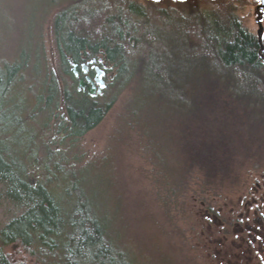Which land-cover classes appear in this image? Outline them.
Instances as JSON below:
<instances>
[{
  "label": "rangeland",
  "instance_id": "obj_1",
  "mask_svg": "<svg viewBox=\"0 0 264 264\" xmlns=\"http://www.w3.org/2000/svg\"><path fill=\"white\" fill-rule=\"evenodd\" d=\"M59 1L0 0V54L9 55L17 45L27 50L42 30L54 64L51 20L58 7L68 4L53 8ZM155 1L166 8L176 5L149 25L155 37L149 53L164 50L172 70L178 66L172 59H186L175 54L184 46L174 28L175 9H191L194 0ZM249 23L257 28L254 16ZM149 53L133 57L127 72H119L102 93L113 74L104 62L105 84L96 99H109L119 85L126 86L80 139H61L53 123L46 139H37L29 177L35 181L42 174L38 165L47 150L64 149L75 170V189L140 264H264L256 250L243 252L231 240L237 229L232 223L252 186L264 181V98L214 88L189 91L190 75L183 66L163 85L147 70L130 79L135 58H150ZM18 209L0 188V227ZM5 251L18 264H38L19 244Z\"/></svg>",
  "mask_w": 264,
  "mask_h": 264
},
{
  "label": "trees",
  "instance_id": "obj_2",
  "mask_svg": "<svg viewBox=\"0 0 264 264\" xmlns=\"http://www.w3.org/2000/svg\"><path fill=\"white\" fill-rule=\"evenodd\" d=\"M258 2L194 0L191 9L177 7L174 28L184 46L175 54L186 59H172V65L178 64L172 70L164 50L149 53L155 41L149 25L162 21L176 5L166 8L155 0H61L53 8L68 4L58 7L51 20L54 64L42 30L27 50L17 45L9 55L0 54V188L19 205L0 227V264H18L5 251L13 243L38 264H140L75 189V170L64 149L47 150L38 165L42 174L35 181L29 177L37 139H46L55 122L61 139H80L124 89L119 85L112 97L98 100L78 87L72 62L91 58L111 64L113 74L102 93L119 72H127L133 57L149 53L150 58H135L130 79L147 70L163 85L176 79L172 72L183 66L190 75L189 91L214 88L264 98V32L261 51L249 23ZM260 18L264 23V10Z\"/></svg>",
  "mask_w": 264,
  "mask_h": 264
},
{
  "label": "flooded vegetation",
  "instance_id": "obj_3",
  "mask_svg": "<svg viewBox=\"0 0 264 264\" xmlns=\"http://www.w3.org/2000/svg\"><path fill=\"white\" fill-rule=\"evenodd\" d=\"M83 62L87 64V67L84 70L82 69ZM74 63H76L77 69V73H74L77 79V84L79 82L80 77H83L84 80L86 79V74H88L90 77L94 76V65H98L104 70L102 74V77L104 78V64L97 62L96 59L92 61L90 59H86L85 61ZM90 84L91 82L87 80L86 83L82 84L80 87H85L86 89H88V86ZM96 92L99 91L95 90V92L92 94H95ZM252 187L253 189H251V192L247 197L249 198V200L247 199L244 204L245 208L243 209V212H241L235 218L236 221L232 223L233 225L235 224L237 226V229L235 233H233L236 235V238L231 240L232 242H237L235 243V246L238 248L241 247L243 252H250V250H256L258 252V254L256 255L260 256L259 259L264 263V181L263 183L255 182ZM219 225H223L222 220H219ZM221 230L225 229L222 228ZM230 253L232 252H228L227 254L229 255ZM249 256L252 257V255Z\"/></svg>",
  "mask_w": 264,
  "mask_h": 264
},
{
  "label": "water",
  "instance_id": "obj_4",
  "mask_svg": "<svg viewBox=\"0 0 264 264\" xmlns=\"http://www.w3.org/2000/svg\"><path fill=\"white\" fill-rule=\"evenodd\" d=\"M255 9L257 11V15L255 17V22L257 24V28H256V33H257V38L258 41L260 43V50H263V42H262V34L264 32V25L262 23V20L260 18L261 12L264 10V0H259V2L256 4ZM262 59L264 61V54L262 55ZM91 61L94 60V58L90 59ZM87 64L85 62H83L82 64V69H86ZM94 69H95V74L93 77H90L88 74L85 75V80L83 77L79 78V82H78V87H80L82 84L86 83L87 80H89L91 82V84L88 86V91L90 93H94L95 90L97 91H101L102 87L105 84V80L102 77V74L104 72V70L102 68H100L98 65H94ZM72 70L74 73H77V69H76V63L73 62L72 65Z\"/></svg>",
  "mask_w": 264,
  "mask_h": 264
}]
</instances>
